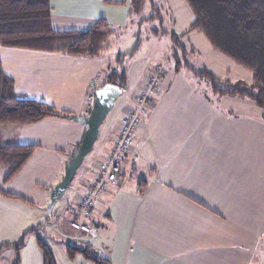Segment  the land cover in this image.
Returning a JSON list of instances; mask_svg holds the SVG:
<instances>
[{
	"label": "crops",
	"instance_id": "1",
	"mask_svg": "<svg viewBox=\"0 0 264 264\" xmlns=\"http://www.w3.org/2000/svg\"><path fill=\"white\" fill-rule=\"evenodd\" d=\"M114 1L122 3L50 0L52 26L83 30L98 18L115 28L123 26L130 15L128 0ZM167 2L168 32L180 35L195 66H204L218 77L250 79L242 66L213 49L202 32L188 30L193 15L184 0ZM105 51L91 58L0 45V61L13 77L17 94L84 116L95 89L109 83L105 77L111 70L106 62L121 53ZM168 53L157 57L154 69L135 82L128 80L122 88L134 96L164 60L170 61L161 76L160 92L147 102V118L138 123L133 145L120 160L117 181L103 187L90 216L70 208L65 216L89 225L90 220L99 222L91 236L83 237L84 244H91L109 264H264V150L252 138L264 135V110L239 96L218 95L215 102L175 72ZM126 102L119 105L123 116L132 100ZM118 122L100 127L96 145L100 161L114 145ZM9 126L2 134L4 142L36 149L6 184L8 192L28 200L35 197L46 208L49 192L63 176L85 125L70 117H47ZM95 169L83 167L81 178L88 183L95 178ZM77 183L82 185L80 180ZM80 199L73 198L69 205ZM56 227L60 237L70 242L77 239L76 232L86 233L68 221ZM49 246L56 264H93L81 255L68 259L65 248L57 253ZM24 248L20 264H42L38 247L31 253Z\"/></svg>",
	"mask_w": 264,
	"mask_h": 264
},
{
	"label": "trees",
	"instance_id": "2",
	"mask_svg": "<svg viewBox=\"0 0 264 264\" xmlns=\"http://www.w3.org/2000/svg\"><path fill=\"white\" fill-rule=\"evenodd\" d=\"M189 7L193 21L188 30H199L213 49L219 51L250 73V79L231 81L228 76L213 75L204 66L192 70L210 81L211 89L218 95L246 98L264 110V0H184ZM144 0H128V13H138ZM106 4H121L104 0ZM115 27L104 18H98L83 30H56L51 22L50 0H0V45L32 50L57 52L71 56L99 57L115 33ZM155 32L157 30H154ZM169 57L178 72L182 61L189 52L180 40V35L168 32ZM138 50V42L126 54L117 53L119 70L110 71L106 82L124 88L127 83L122 57H130ZM189 66L188 64H185ZM224 86V87H220ZM70 111L59 110L41 100L29 99L16 93L14 79L8 75L0 61V170L2 184H7L29 162L36 149L35 145L4 142L2 127L38 122L47 117L67 118ZM141 192V191H140ZM0 193L16 200L29 202L23 196L5 191ZM78 212V210H77ZM49 216V215H48ZM74 220V219H73ZM34 228L23 232L14 242L0 245L12 247L14 257L11 264H20V251L25 244L24 237ZM36 245L41 253L42 264H56L51 247L36 236ZM68 259L81 255L93 264H109L91 244L65 243Z\"/></svg>",
	"mask_w": 264,
	"mask_h": 264
},
{
	"label": "rangeland",
	"instance_id": "3",
	"mask_svg": "<svg viewBox=\"0 0 264 264\" xmlns=\"http://www.w3.org/2000/svg\"><path fill=\"white\" fill-rule=\"evenodd\" d=\"M167 5H169L167 0H144L141 10L138 13H131L126 24L116 27L115 33L111 36L110 43L106 46L105 54L111 53L112 49H116L117 51L126 54L131 49H133L134 45L138 42L139 50H137L131 58L122 57V66L125 70H127V81L129 80V82H135V80H137V77L142 78L145 72L155 68V66L153 65L157 57H159L160 59L166 52H169L170 43L168 37V29L170 26L171 18ZM154 30L157 31L155 32ZM167 56H169V53ZM169 59L171 60L170 57ZM194 60L195 58L193 54L189 53L186 60H183L181 62L182 65L179 70L180 74L182 75L181 77L184 79V81L189 82L190 86L204 90L203 92L207 96H211L215 99V102H219L218 94H213L212 90H210V81L204 77L196 75L193 71L194 69L192 70L193 67L198 68L197 66H195ZM164 61H167V59ZM106 64L107 65H105V67L110 66L111 71L119 70L121 68V65L116 62L115 55L108 63L106 62ZM185 64H188L189 66ZM242 68L248 75H250L248 70H246L244 67ZM228 78L231 81L243 79L240 76H230ZM138 93H135V95L133 96L130 92L126 93V91H124L114 102L113 108L107 114L104 122L101 124V127H103L107 122L115 123L119 121L124 114L123 110L120 109L119 106L121 101H127L126 103L129 104V101L132 100V102L129 104V107H131L132 103L136 100ZM130 95H132L133 99L129 100ZM156 95L157 94L147 99L145 103V109L147 107L146 105L148 100H153V97H155ZM145 111L146 119L148 112L147 109ZM8 127L10 126L6 125L2 127L3 136ZM252 138L256 142H258L260 147L264 150V135H253ZM97 141L98 139L95 141L92 150L84 158V161L78 168L70 186L65 190L63 196L56 201L50 215L48 214L47 209L43 207V205L37 203L35 197H33L34 199L32 200L27 199L29 202H24L22 200L15 199L3 200L2 195L0 194V245L5 242L14 243L22 237L23 232H25L27 229L34 228V230L27 232L25 236H23L25 241L24 249L26 251L31 253L32 250L37 249L36 236L41 237L45 242L53 245L55 248L54 252L58 253L60 249L64 250L65 243L68 240L62 238V236L60 237L61 230L60 228L57 229L56 225H63L67 221L71 225L74 217L65 216L66 209L70 208L72 211H75V213L79 209V200L77 204H73L75 206H73L72 204L69 205V203L73 198H81L82 186L85 187L87 185L86 180H84V178H81V169L87 166L95 171V168H97L98 163L100 162L101 155L96 154ZM1 179L2 172L0 170V188L5 191H9V188L6 186V184H2ZM78 180L82 182V185L80 183H77ZM98 207L100 208V206ZM40 220H42V222H39ZM44 221L49 223V226L43 225ZM89 223L91 225L89 226L90 232H88L87 234L76 232L75 235L78 237L77 239H71V242H75L78 245L84 244L86 239L83 237L91 236V232L93 231L92 229H95L96 226L98 228L99 226V222L96 219L90 220ZM67 239L70 238L67 237ZM13 257L14 252L12 247H7L5 245L0 247V264H11Z\"/></svg>",
	"mask_w": 264,
	"mask_h": 264
},
{
	"label": "built area",
	"instance_id": "4",
	"mask_svg": "<svg viewBox=\"0 0 264 264\" xmlns=\"http://www.w3.org/2000/svg\"><path fill=\"white\" fill-rule=\"evenodd\" d=\"M168 62L170 63V61ZM169 63L164 61L160 68L149 77L138 93L136 100L132 103L129 112L119 120L117 135L114 139L112 149L108 151L105 158L98 163L95 178L90 180L83 189L78 209L79 213L83 216H90L96 198L103 187L107 183L117 181L121 171L120 160L129 152L133 145V137L137 130L138 123L140 120L145 119V103L149 97L160 92L162 88L161 76L168 71ZM71 225L77 230L90 232L89 224L84 221L73 220Z\"/></svg>",
	"mask_w": 264,
	"mask_h": 264
},
{
	"label": "water",
	"instance_id": "5",
	"mask_svg": "<svg viewBox=\"0 0 264 264\" xmlns=\"http://www.w3.org/2000/svg\"><path fill=\"white\" fill-rule=\"evenodd\" d=\"M123 89L116 84L106 83L95 89L91 108L87 115L79 116L70 114L69 117L85 125L81 140L65 163L63 176L51 188L46 209L50 215L57 200L70 186L78 168L82 165L86 155L92 150L97 140L101 124L114 106L116 99L122 94Z\"/></svg>",
	"mask_w": 264,
	"mask_h": 264
}]
</instances>
